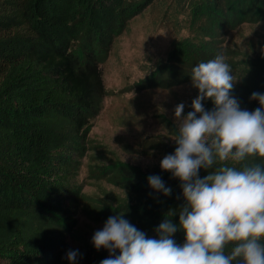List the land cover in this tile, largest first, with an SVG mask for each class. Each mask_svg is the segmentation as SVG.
<instances>
[{
  "label": "trees",
  "instance_id": "trees-1",
  "mask_svg": "<svg viewBox=\"0 0 264 264\" xmlns=\"http://www.w3.org/2000/svg\"><path fill=\"white\" fill-rule=\"evenodd\" d=\"M148 4L0 0V264H101L109 258L108 249L91 246L79 261L70 262L66 239L81 211L77 176L88 148V129L106 94L100 65L127 21ZM177 4L187 13L188 34L173 42L159 85L192 80V67L222 53L237 79L231 95L241 110L259 108L250 97L264 94V36L263 45L251 52L228 42L227 36L243 24L264 23V0ZM203 104L205 110L215 107L210 99ZM163 125L167 134L153 143L159 162L143 170L122 163L109 172V179L124 189L114 214H123L147 238H158L156 229L165 214L178 225L179 215L172 211L178 213L184 204L180 180L160 167L175 152L178 126L169 119ZM209 171L201 168L200 178ZM153 175L172 189L170 195L150 187L148 177ZM173 239L182 245L183 231Z\"/></svg>",
  "mask_w": 264,
  "mask_h": 264
},
{
  "label": "clouds",
  "instance_id": "clouds-1",
  "mask_svg": "<svg viewBox=\"0 0 264 264\" xmlns=\"http://www.w3.org/2000/svg\"><path fill=\"white\" fill-rule=\"evenodd\" d=\"M190 76L199 94L186 116L185 105L176 106L177 147L160 162L181 182L184 204L172 211L179 224L165 214L158 238H147L123 214L109 217L92 238L97 250L110 253L101 264H264V94L250 97L259 108L241 110L231 95L237 79L222 53L196 64ZM206 99L214 109L205 110ZM201 168L210 170L203 178ZM148 181L155 191L171 194L159 176ZM178 230L182 245L173 239ZM77 255L69 251L67 259Z\"/></svg>",
  "mask_w": 264,
  "mask_h": 264
},
{
  "label": "rangeland",
  "instance_id": "rangeland-1",
  "mask_svg": "<svg viewBox=\"0 0 264 264\" xmlns=\"http://www.w3.org/2000/svg\"><path fill=\"white\" fill-rule=\"evenodd\" d=\"M187 19L177 0H149L117 34L100 65L106 94L88 129V148L77 176L83 200L75 229L66 239V257L69 251H77L79 261L85 250L95 247L94 233L115 216L124 189L109 179L110 170L122 163L143 170L159 162L160 151L153 143L167 134L164 120L178 126L175 108L181 103L185 105L182 116L193 111L198 89L192 80L159 85L173 42L188 34ZM263 36L264 23H246L229 32L227 40L251 52L263 45Z\"/></svg>",
  "mask_w": 264,
  "mask_h": 264
}]
</instances>
